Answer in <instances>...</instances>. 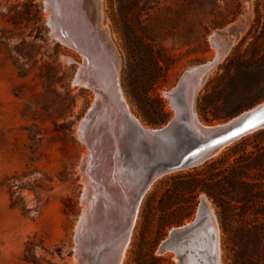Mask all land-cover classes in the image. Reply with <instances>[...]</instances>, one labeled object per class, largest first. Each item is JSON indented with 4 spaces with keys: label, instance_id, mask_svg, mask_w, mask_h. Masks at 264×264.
I'll use <instances>...</instances> for the list:
<instances>
[{
    "label": "rangeland",
    "instance_id": "rangeland-1",
    "mask_svg": "<svg viewBox=\"0 0 264 264\" xmlns=\"http://www.w3.org/2000/svg\"><path fill=\"white\" fill-rule=\"evenodd\" d=\"M42 1L0 0V264H72L82 209L79 168L87 146L75 129L94 91L72 82L82 54L51 37ZM96 2L98 29L118 58L120 91L143 125H163L174 114L163 92L185 68L211 60L213 31L240 19L241 29L196 89L193 108L200 121L215 123L264 101V0ZM247 134L212 157L225 154L214 174L220 204L200 189L177 188L179 174L200 171L204 162L153 181L122 264H177L158 247L174 227L191 222L201 194L218 226L219 264H264V151L250 157L258 166L244 171L241 157L236 166L252 190H231L224 179L235 157L250 152L228 151Z\"/></svg>",
    "mask_w": 264,
    "mask_h": 264
},
{
    "label": "water",
    "instance_id": "water-1",
    "mask_svg": "<svg viewBox=\"0 0 264 264\" xmlns=\"http://www.w3.org/2000/svg\"><path fill=\"white\" fill-rule=\"evenodd\" d=\"M42 2L44 6V1ZM89 5L95 14L90 28L93 32H97L99 11L96 0H90ZM243 22L240 19L236 24L217 29L208 36L211 45L216 48V53L211 60L185 68L176 84L164 91L174 114L163 125L155 127L143 125L129 111L118 84V58L104 32L99 31L100 35L96 36L98 47L100 46L101 49L97 48L99 51L93 53L80 42L66 35L68 42L85 57L83 71L77 69L72 82L84 80L95 92L93 103L82 115L75 129L77 135L87 144V157L93 150L91 141L93 137L97 140L98 154L110 158L112 162L117 160V153L113 149L115 142L119 152L121 148L128 150V156L133 163L132 169L128 171L129 182H124L119 194L111 195L113 200L122 202L125 218L122 233L116 237V240L122 238V242L117 246L120 247L130 234L138 204L154 180L166 173L205 162L221 148L247 133L264 128V101L215 123L200 121L191 102L198 80L204 78L207 70H211L221 59L233 34L241 29ZM183 94L188 95V103L182 104L177 101V98ZM80 168L83 171L90 169L83 159ZM105 177H108V174L104 173V179ZM80 216L83 217L82 210ZM202 222H207L209 227L208 245L211 251L209 264H218L217 224L204 194L200 195L198 209L191 222L174 227L168 233V237L163 239L158 250L171 249L170 246L176 238L197 232ZM81 223L74 229L77 243L76 249L73 250L75 256H78L80 251L78 240ZM113 245V242L110 243L105 251L111 249ZM184 256H178L177 264H185Z\"/></svg>",
    "mask_w": 264,
    "mask_h": 264
},
{
    "label": "bare ground",
    "instance_id": "bare-ground-1",
    "mask_svg": "<svg viewBox=\"0 0 264 264\" xmlns=\"http://www.w3.org/2000/svg\"><path fill=\"white\" fill-rule=\"evenodd\" d=\"M43 1L45 11L44 15L51 29V37L57 39L67 46L73 47L66 38V35H69L72 39H74L75 41L77 40L82 45H84L92 53L98 50L97 48L101 49L100 46L98 47V39L96 38V36L98 37L100 35V30L98 29L97 32H93L92 28H90L95 17L94 11H92L89 5L90 0ZM78 52L82 54L83 59L82 63L78 65V69L80 68L79 70L83 71L82 67L85 61V57L82 52ZM215 53L216 48L214 47V54ZM202 80L203 78H200L196 86L194 87L191 98L192 105L194 93L200 86ZM75 84L77 86H88L91 88V86L88 85L84 80L77 81ZM187 97V94H183L182 96L177 98V101L182 104L188 103ZM78 138L82 140L79 136ZM82 141L84 142V140ZM91 141L93 144V150L90 156L87 157L88 148L85 147L82 153L83 156L81 158L85 163H87V167H90V169H84L85 171H83L82 168H79V172L81 175L80 181L82 183L81 192H83V199L81 200V210L83 212V217L80 216V219L75 226H79L82 221L81 232L78 240V247L80 248L79 255L75 256V254H73L71 263L122 264L130 234H128L127 239L120 247L117 246L122 242V238L116 240V237L117 235L122 233L125 218L122 202L113 200L111 198V195L119 194L123 189L124 182H129L128 171L131 166H133V163L130 161V158L128 156V150H124V148H121L119 152L115 142L113 144V149L114 152L117 153L118 158L117 160L112 162L110 158H106L105 156L103 157L102 155L97 153V140H94L92 137ZM223 148H221L214 156L219 154L223 150ZM92 166L93 168L91 169ZM104 173L108 174V177H105L106 179H104ZM208 229L209 227L207 222H202L197 232L189 233L176 238L170 246L172 247L171 250L175 248L183 250L185 255V264H209L211 251L208 245ZM75 239L76 238L74 237V240ZM197 239H199L198 242ZM112 242L114 244L112 248L105 251L107 246ZM196 242L198 244H196ZM76 247L77 243L75 241L73 250H75ZM176 257L174 256L175 259ZM198 258H200L201 260L198 261Z\"/></svg>",
    "mask_w": 264,
    "mask_h": 264
},
{
    "label": "trees",
    "instance_id": "trees-1",
    "mask_svg": "<svg viewBox=\"0 0 264 264\" xmlns=\"http://www.w3.org/2000/svg\"><path fill=\"white\" fill-rule=\"evenodd\" d=\"M203 116L206 121L210 122L211 119H209L204 114ZM251 133L252 134L250 136L244 137L241 141L232 144L228 148L229 153L232 154H236L239 150H241L242 152L250 151L249 153H242L238 155V157H235V161L229 164V169H227V175L224 177V179L226 183L231 187V190H236L238 186H241L250 191L252 190V186L254 185L251 182L237 178V175H240V173H243L245 170L258 166V162L254 161V159L252 158L250 159V157L255 152L264 151V145H260V143L264 141V128L258 129ZM250 140L252 142H256L252 150H249L246 147ZM239 158L240 160H242L243 158L241 166L243 167L244 171L241 169H236V166H238L240 163ZM224 160L225 154L216 158L206 160L204 162V166L200 171L188 170L186 172H182V174H179L176 179V182H178L177 188L184 192H193L196 189H200L202 191H205L209 196L213 197L217 203L220 204L222 201V193L219 189L221 187V181L220 179H217L214 174L215 170L223 164ZM199 172L205 173V176H199ZM215 189L219 190L215 192Z\"/></svg>",
    "mask_w": 264,
    "mask_h": 264
},
{
    "label": "flooded vegetation",
    "instance_id": "flooded-vegetation-1",
    "mask_svg": "<svg viewBox=\"0 0 264 264\" xmlns=\"http://www.w3.org/2000/svg\"><path fill=\"white\" fill-rule=\"evenodd\" d=\"M163 251H165V252H167V251H169V252H171V253H173V255L176 257V259L175 260H177V258H178V256H182V255H184V252H183V250H181V249H178V250H176V249H169V250H163ZM239 258H241L242 259V257H240V256H238V259ZM252 258V257H251ZM244 259V258H243ZM177 263H178V261H177ZM238 264H256V263H252V262H248V260H246L245 259V263L243 262V263H241V260L239 259L238 260Z\"/></svg>",
    "mask_w": 264,
    "mask_h": 264
}]
</instances>
